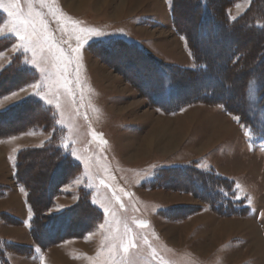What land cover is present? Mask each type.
I'll list each match as a JSON object with an SVG mask.
<instances>
[{
	"label": "rangeland",
	"instance_id": "1",
	"mask_svg": "<svg viewBox=\"0 0 264 264\" xmlns=\"http://www.w3.org/2000/svg\"><path fill=\"white\" fill-rule=\"evenodd\" d=\"M66 2L20 0V18L33 21L42 33L22 41L23 26L5 11L11 0H0V86L17 84L0 96V111L27 98L53 111L40 114L31 105L20 112L27 127L0 139V264H264V140L221 105L187 99L188 105L172 112L154 105L193 97L198 92L192 88L201 84L239 101L251 67L236 64L227 73L234 86L230 90L220 89L226 70L218 67L227 63L233 44L241 50L250 47L256 55L260 47H255L264 39L254 31L244 37L227 31L206 41L205 35L213 33L211 21L192 31L195 37L202 35L201 50L215 56L213 76L202 79L187 73L197 65L173 26L170 0H87L74 10ZM192 2L176 3L178 22L190 29L198 18V5ZM251 2L230 5L228 19L243 15ZM213 4L219 8L227 1ZM251 20L248 27L256 24ZM92 31L103 35L89 38ZM77 35L84 45L73 55L69 45L76 46ZM158 67L173 69L174 87H168V77ZM13 92L21 98H10ZM152 94L155 102H150ZM36 114L47 120L46 129L45 121L36 124ZM10 121L14 117L0 125L18 122ZM49 141L54 154H32ZM19 150H26L20 167L40 207L39 221L55 218L58 223L57 229L42 226L40 232L64 235V212L72 208V235L44 248L33 238V211L14 178ZM64 158V167L55 169ZM175 165L199 176L200 170L212 168L233 181L245 213L222 216L177 188L180 181L196 191V174L188 182L186 173L165 171L155 181L160 169ZM58 180L56 194L44 208L46 186ZM81 193H88L87 204L79 202Z\"/></svg>",
	"mask_w": 264,
	"mask_h": 264
},
{
	"label": "trees",
	"instance_id": "2",
	"mask_svg": "<svg viewBox=\"0 0 264 264\" xmlns=\"http://www.w3.org/2000/svg\"><path fill=\"white\" fill-rule=\"evenodd\" d=\"M226 1H227L226 6H219L218 8L216 4H213V0H206V2L205 0H193L192 3L194 5L196 4L198 5V8H197L198 10L196 12V15L198 18L196 20V23H194L193 25L194 26L193 29H190V26L183 27L178 22L177 7H176V3L178 2V0H170L169 2L170 3V14H171L173 26L175 30L179 34H182V36L185 38L187 48L189 52L191 53L197 65V69L195 71H187L188 74L191 73L194 75V77L198 76L203 79L209 76L212 77L214 74V72L211 70V65L215 62V56L208 55L201 50L202 35L201 36L198 35V37H195L192 32V31L202 30L204 26L208 24L209 21H211L213 33L205 35L204 39L206 41L216 40L214 39V37L217 36V34L224 33V32L226 33L227 31L228 33L230 31V33L238 34L241 37L246 36V33L250 31H254L258 35H260L261 38L264 39L263 37V34H264V0H252L250 9L245 11L243 15L237 17L234 20L228 19L226 10L230 5H233L235 2L239 0H226ZM259 5L262 6L260 9L255 8V6H259ZM255 18H258L259 21H257ZM251 19H254V21H256V24H254L253 26L249 25L250 27H248L247 22L248 20L250 21ZM258 47H260V50L255 55L254 49L252 51L250 47H247L241 50L242 47H239L238 45L233 44L227 56V63L220 65L218 67L220 69L226 70V72H224L225 75H223L224 80L222 81L219 87L220 89L229 88V90L234 89V86L232 85V82L229 80L227 73L231 71V69H233V67L236 64H239V68H246L249 66L251 67V69H249L250 70L248 73L249 75L246 77L244 82H242V84L240 85L239 101H237L236 99L229 98L227 96H223V95L219 96L216 94L217 92L216 89H214L213 87L211 88L206 87L205 84H201L200 86H195L192 88L194 91L198 92L197 95L193 97L191 96L184 100H179L177 102H172L171 100L167 99L166 101L164 100L160 104L154 103V105L158 107L160 111H165V112L176 111L179 108L183 107L184 105H188L190 101H185L187 99H190L192 101L197 100V101L207 102L208 104L221 105L229 114L237 118L239 123H241L242 126L250 129L252 134L256 138H258V140H264V73L262 75L261 74L257 75L254 73L255 70H264V40H262L260 45L255 48H258ZM137 49L139 51H143L139 47H137ZM251 52H253V54H251ZM132 56L133 55H130V57ZM171 70L173 69L166 68V67H163V68L158 67V72L160 71L161 75L164 78L168 77V79L164 80V82L168 85L170 89L174 87L172 86L173 83L171 82V79L172 78L177 79V77L171 75V72H172ZM142 74L139 73V75H142ZM233 75L235 76V74ZM13 87L14 88L17 87V84L15 83V84L9 85L8 83L5 86H0V96L4 94H8V92L10 91H13L12 90ZM148 96L150 98V102H155L154 94H152L151 96L150 95ZM36 102L37 101H33V99L31 98H27L3 111H0L1 121L2 120L4 121L6 118H9V117H14V121H18L12 124L15 126L0 125V129H1L0 139L9 137L10 135H13L14 133L20 131L21 129H24L27 127L28 123L27 124L21 123L23 115H21L20 112H22L26 108H30L31 105L34 104V106H36L35 109L37 113H40V114L45 112L50 115V112H53L50 106L45 107L44 105L39 104L38 102L37 104ZM251 109L253 111L255 109V111L251 113L250 112ZM34 116L37 117V114ZM39 116L37 117V119H35L34 117V120L36 121L39 120L36 122V124L39 125V122L45 121V124L42 127L46 129L48 127V123H46L47 120H44V121L40 120ZM14 121H10V123ZM3 128H5V132L1 134L2 130H4ZM12 129H15V130H12ZM52 143L53 142L49 141L41 149H37V150L34 149L33 150L34 152H32V154L37 155V154L45 153V156L54 154L55 152H52L54 143L53 144ZM46 152L47 153L49 152V155H46ZM25 154H26V150H19L17 152L16 158H15L16 161H15L14 178L16 182L20 185V187H22L23 190L26 191L27 202L33 211V217L30 221L31 222V233L33 235V238L44 248L46 246H49L51 243H54L56 241H59L63 238H66L72 235V232H70L72 221H73L70 217L72 208L64 212V214L67 216L66 226L64 229L65 230L64 235H61V233H58L59 237L57 235L55 236V234L52 236L51 234L49 236H47L46 234L44 236L42 231L40 232L41 230L40 227L42 226H44L45 228L47 227L52 230H55L58 227L57 226L58 223L57 224L53 223V220L55 218H50L48 220L44 219V222L39 221L40 219L43 220V218H39L40 216L38 213L39 211L38 208L40 207H38V205L35 203L36 201L32 196L33 189L30 183L28 182L29 177H27V175L24 176V174L21 171V167H20V165H22L24 161ZM65 163L66 161L64 158V160H60L56 164H54V167L55 169L62 168L64 167ZM69 165H71L72 167L75 164L71 162L69 163ZM160 171L162 172V174H158L157 175L158 177L157 179H155V181L159 179V182H160L161 181L160 178L164 177L163 173L165 171H168L170 174L172 173L176 175H181V174L186 173L185 178H187L186 180L188 182L194 181L193 177L197 175V179H199L197 181L199 184H196L197 185L196 191L187 187L188 183L180 182V181L177 182L179 184L177 188L179 189L183 188L182 190L190 192L191 194L193 193L194 195L198 196L199 198L204 200L209 205V207L217 214H220L222 216H232V215H241L245 213L244 211H243L244 213L242 212V209L244 208L243 206L245 205L243 204V200L239 199L236 196L235 188L232 186L233 181H231L230 179L220 174H217L212 168L208 171L200 170V173L202 172L201 176H199L197 173H194V172L193 174L190 167H186L184 165L164 167L160 169ZM53 175H54V170L53 172L50 173V176H53ZM58 182L59 180L47 184L46 186L47 192L44 193L45 201L41 205V206H44V208L51 204V201L56 194V185L58 184ZM170 184L172 185L173 183H170ZM80 195L81 196L79 197V202L82 201V203L87 204L88 201L85 199V196L88 195V193L84 195H82L81 193ZM247 212H248V209H247ZM62 215L60 217L62 218L65 217ZM50 222L52 223L51 226L49 225ZM87 224L88 223L84 225L87 226ZM45 237H46V240L43 239Z\"/></svg>",
	"mask_w": 264,
	"mask_h": 264
},
{
	"label": "snow or ice",
	"instance_id": "3",
	"mask_svg": "<svg viewBox=\"0 0 264 264\" xmlns=\"http://www.w3.org/2000/svg\"><path fill=\"white\" fill-rule=\"evenodd\" d=\"M19 3H20V0H11V3L9 4L8 9H5V11H7L9 16L15 18V20L18 21L23 26V31L25 35H22L20 39L23 41L26 39H31L32 36L40 38L42 33L38 30L37 25L33 21L20 18L23 13L21 9L18 7ZM0 7H2V5H0ZM29 28H31L32 30L30 35L28 34ZM81 31H85V30L81 29ZM100 35H103V33L96 32V31H92L88 33L89 38L100 36ZM75 39H76V46L72 47L71 45H69L70 52L73 55L79 54L81 51V48H83V45H84V39L81 36L77 35ZM65 43H67V41H65ZM27 87L35 88V87H38V85H28ZM20 92L24 93L25 96L29 95V93L26 91L25 88L20 89ZM10 98L16 100L21 97L16 92H13ZM113 194L116 195L115 192ZM117 199H119L118 196H117Z\"/></svg>",
	"mask_w": 264,
	"mask_h": 264
},
{
	"label": "bare ground",
	"instance_id": "4",
	"mask_svg": "<svg viewBox=\"0 0 264 264\" xmlns=\"http://www.w3.org/2000/svg\"><path fill=\"white\" fill-rule=\"evenodd\" d=\"M78 3L76 2V0H67L66 5L74 10V9H78L80 6L84 5L86 3L87 0H77Z\"/></svg>",
	"mask_w": 264,
	"mask_h": 264
},
{
	"label": "crops",
	"instance_id": "5",
	"mask_svg": "<svg viewBox=\"0 0 264 264\" xmlns=\"http://www.w3.org/2000/svg\"><path fill=\"white\" fill-rule=\"evenodd\" d=\"M16 185H17V184H16ZM16 187H17L16 191H18V192H19V189H20V188L18 187V185H17ZM18 188H19V189H18ZM22 202H23V201H22Z\"/></svg>",
	"mask_w": 264,
	"mask_h": 264
}]
</instances>
